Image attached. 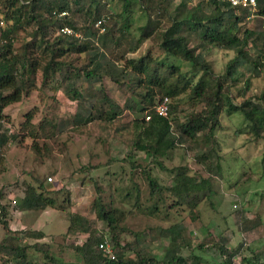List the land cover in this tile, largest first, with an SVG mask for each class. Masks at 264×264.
Listing matches in <instances>:
<instances>
[{"label": "trees", "instance_id": "1", "mask_svg": "<svg viewBox=\"0 0 264 264\" xmlns=\"http://www.w3.org/2000/svg\"><path fill=\"white\" fill-rule=\"evenodd\" d=\"M81 0H28V9L23 11L24 4L14 8L10 5V13L4 19L11 23L10 34L20 29L34 28L33 40L23 45L21 53L13 50V39L6 31L0 34V130L3 128V109L9 104L18 102L24 89L33 84L35 72L40 69L43 77L54 73L55 66H69L61 60L67 51L81 53L86 51L88 62L75 68L73 72L64 77L63 92L76 101L75 113L69 121H60L52 125V133L46 132L45 126L39 123L35 132L52 137L64 132L67 124L72 126H86L93 122L108 124L116 121L123 110L120 103L126 99L128 108L136 113H142L138 121L134 119L130 125L139 132L135 133V139L131 142L133 149L144 153L145 157L156 166L163 169L162 161L168 153L178 148L187 160L201 165L208 177L221 176L220 161L222 154L215 133L221 124L219 116L222 111L227 115L239 114L246 123L245 129L256 139L264 140V91L257 101L251 98L234 101L232 87L243 79L244 90L248 89L251 78H258L264 73V0H255V6L232 7L228 0H201L191 8H187L182 0L174 11L170 13V6L175 0H138L146 11L147 19L144 26L138 29L137 39L131 37L127 27H119L115 20L98 0H87L88 8L84 13H78L80 23L74 21L69 13L71 4L78 6ZM122 10L128 11L131 0H121ZM95 5L94 11L90 7ZM79 12V9H77ZM237 10V11H236ZM254 16L256 23L253 28L246 24L248 16ZM121 18V15H117ZM166 24L160 26L162 19ZM99 26L96 27V24ZM128 18L122 17V23H127ZM62 27L70 28L81 36L68 35L60 32ZM55 37L50 39L53 32ZM192 39H198L199 43L192 44ZM151 41L152 45L160 51L164 57H152L149 53L143 54L137 59L126 58L128 53L134 52L144 41ZM94 46V47H93ZM91 47V49H89ZM42 49L43 59L34 57L33 49ZM208 48H220L232 51V58L225 64L222 74L216 75L205 59ZM168 58H174L188 63L190 70L201 72L197 81L193 83L191 78L185 77L178 65L168 64ZM108 60L124 61L122 69H113ZM108 79V87L96 89L93 85ZM86 83L88 89L80 90L79 85ZM185 93L200 107L183 120L172 117L176 106L171 99ZM126 95V97H125ZM162 97L169 99L167 117L157 116L153 108ZM130 103V104H129ZM145 113L150 115L148 121L144 120ZM26 125L31 124L32 114L25 115ZM142 124V125H141ZM0 131V150L8 139L15 141L20 138L19 132L8 133ZM32 130L27 133L33 141L34 150L38 151L35 143L36 133ZM53 134V135H52ZM23 135V134H22ZM21 135V136H22ZM135 168V166H132ZM164 169H166L164 167ZM261 178L264 179V155L261 158ZM147 175L150 194L160 192L161 187ZM176 181V185L169 190H176L179 198L186 197L198 184L208 185V178L196 180L187 177L186 166H176L170 171ZM192 179V180H191ZM179 183V184H178ZM36 185H28L23 197L16 203V208L21 212L39 211L47 208H56V200L49 197L50 187L53 184L36 179ZM166 188V187H165ZM98 190V189H97ZM138 191L137 189H135ZM209 187L200 191V196L206 194ZM128 196V194L126 195ZM1 197V196H0ZM137 199V198H136ZM197 199L193 204H196ZM239 221L242 213L239 212ZM0 224L7 230L5 237L0 242V254L8 259H14V264H37L31 261L27 255L29 245L25 244L27 237L41 240L43 235L36 231H12L4 219L5 207L0 205ZM95 218L104 222L109 228L110 240L113 247L114 260L110 263L119 264H202L198 255L183 256L181 249L188 244L184 239V228L181 224H173L169 228L161 230L159 237L168 238L171 245L164 251L158 260L151 257L142 247H138L136 240L130 245H121L119 241L120 227L114 211L107 210L97 198L94 205ZM74 216H71V220ZM70 220V222H71ZM77 228L68 233L65 244L78 253L85 264H105L106 259L99 255L97 246L105 238L90 235L86 219L75 217ZM87 224V225H86ZM86 225V226H85ZM240 230L252 231L256 229L257 221L242 219L239 223ZM71 229L69 226L68 230ZM206 238L198 244V249H203ZM209 240V239H208ZM213 240V239H211ZM215 246L225 257L222 264H233L238 251H229L226 243L228 238H220ZM241 246V245H240ZM128 248H132V255L125 256ZM34 251L41 252L46 263L55 264V257L47 249H40L32 245ZM257 263V256L255 257Z\"/></svg>", "mask_w": 264, "mask_h": 264}, {"label": "rangeland", "instance_id": "2", "mask_svg": "<svg viewBox=\"0 0 264 264\" xmlns=\"http://www.w3.org/2000/svg\"><path fill=\"white\" fill-rule=\"evenodd\" d=\"M27 1L0 0V32L6 31L10 35L13 50L17 54L21 53L25 43L33 40L31 33L34 28L20 29L10 34L11 23L4 17L11 12L10 5L16 8L24 4L21 5L23 11H27ZM98 1L117 20L119 27L126 24L131 37L138 38V29L145 25L147 19L146 11L138 0H131L126 12L122 10L121 0ZM181 1L173 2L169 8L170 13H181L182 10L174 11ZM200 1L184 0L187 8ZM88 6L87 0H81L78 6L71 4V18L80 23L78 13H84ZM90 8L94 11L95 5ZM117 15H121V18ZM122 17H127L128 22L123 24ZM255 23L254 16L246 18L249 28H253ZM165 24L166 20L163 18L160 26ZM56 34L54 31L50 39ZM77 36L80 37L81 34L78 32ZM197 43L198 39H192L193 45ZM32 49L34 57H46L43 56L42 49ZM147 53L160 59L166 57L149 40H144L134 52L125 57L137 59ZM232 56V51L220 48H208L205 52V59L216 75L223 73L225 64ZM61 60L69 63L70 67L55 66L54 73L46 78L38 69L32 79L33 84L23 90L21 99L6 106L2 112L4 122L0 131L6 129L8 133L18 131L23 134L15 141L8 139L0 150V205L5 207L3 220L6 221L8 230L36 231L43 235L41 240L29 237L25 239V244L29 245L28 258L37 264L46 263L42 253L32 248V245H36L39 249L40 246L47 249L55 257V264H85L82 257L67 246L65 241L69 237L68 233L78 226L75 217L86 219L90 235L110 240L108 226L95 218L94 205L99 198L107 210L114 211L118 219L121 245L133 247L131 243L136 240L138 247L146 249L155 259L159 260L171 245L168 238L159 237L158 233L173 224H181L184 228L183 237L188 244L181 249L183 256L198 255L202 264H222L225 257L215 243L219 244L220 238L227 237V249L231 252L237 250L239 254L233 259V264H264V179L261 178L264 140L256 139L247 132L248 128H244L246 123L242 117L239 114L227 115L222 111L218 118L221 126L216 131L215 138L222 154L220 177H208L201 165L187 160L188 156L178 148L161 160L163 169L149 162L144 153L133 149L131 142L140 128L134 129L130 123L134 119L139 121L143 114L131 111L128 103H124L126 99L119 104L123 114L113 123L102 125L93 122L76 127L67 124L62 134L52 137L40 131L37 133L35 128L39 123L45 126L46 132L52 133V125L62 120L69 121L75 113L76 101L69 98L62 87L67 73L88 62L87 53L70 50ZM108 61L117 71L124 66L122 60ZM168 64L178 65L185 77L191 78L193 83L201 75V72L191 71L189 64L181 60L168 58ZM109 84V80L104 78L93 86L98 89L108 87ZM244 86L242 79L232 87L234 101L248 98L257 101V97L264 91V73L258 78H251L248 89L242 93ZM88 88L83 83L78 89L82 91ZM171 103L176 106L171 116L181 120L200 109L187 93L171 99ZM262 105L264 106V101ZM27 113L32 114L31 124L24 128ZM31 130L36 133L34 141L38 144V151L34 150L32 139L26 136ZM176 166H186L187 177L192 179L208 178V185L203 186L196 181L195 186L187 190L189 194H184L181 188V193L186 197L180 199L178 191L169 190L176 185L174 176L170 173ZM145 170L161 187L159 193L150 194ZM48 177L51 178L50 181ZM35 178L45 179L47 183L53 184L48 196L56 200V208H47L42 212H21L16 208V203L23 197L28 185H36ZM207 186L209 191L200 196V191ZM196 196L199 200L193 204ZM239 212L242 213L240 221H257L256 229L250 232L240 230ZM71 216H74L72 220ZM6 232L0 224V242ZM205 238L206 246L198 249V244ZM126 248L128 250L125 256L132 255V248ZM15 262L16 260L0 254V264Z\"/></svg>", "mask_w": 264, "mask_h": 264}, {"label": "built area", "instance_id": "3", "mask_svg": "<svg viewBox=\"0 0 264 264\" xmlns=\"http://www.w3.org/2000/svg\"><path fill=\"white\" fill-rule=\"evenodd\" d=\"M230 5L232 7L238 8V7H250L253 8L255 6V0H228ZM237 11V10H236ZM98 22L96 26H99ZM60 32L66 33L68 35L72 34L77 36L76 33H74L70 28L68 27H62ZM169 105V99L167 97H162L160 100H158L153 108V113L157 116L161 117H167L168 114V107ZM150 119V115L148 113H145L144 120L148 121ZM48 181L51 180L50 177L47 178ZM97 250L99 255H101L103 258L106 259L107 263L105 264H119V263H110V261L114 260V252L113 247L110 245V243L104 239L103 241L99 242L97 246Z\"/></svg>", "mask_w": 264, "mask_h": 264}, {"label": "crops", "instance_id": "4", "mask_svg": "<svg viewBox=\"0 0 264 264\" xmlns=\"http://www.w3.org/2000/svg\"><path fill=\"white\" fill-rule=\"evenodd\" d=\"M45 211V210H44Z\"/></svg>", "mask_w": 264, "mask_h": 264}]
</instances>
